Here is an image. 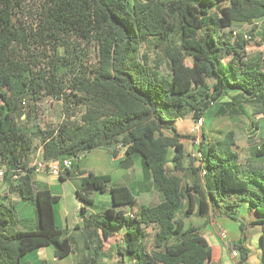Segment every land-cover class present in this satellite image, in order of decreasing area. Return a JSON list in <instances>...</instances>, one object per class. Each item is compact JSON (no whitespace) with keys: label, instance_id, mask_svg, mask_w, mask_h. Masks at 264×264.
I'll return each mask as SVG.
<instances>
[{"label":"trees","instance_id":"trees-1","mask_svg":"<svg viewBox=\"0 0 264 264\" xmlns=\"http://www.w3.org/2000/svg\"><path fill=\"white\" fill-rule=\"evenodd\" d=\"M27 1L0 0V171L36 205L39 223L22 229L16 205L0 201V264H22L28 252L53 244L56 257L74 252L75 238L56 222L59 196L34 178L37 149L39 161L72 159L85 205L95 204L88 187L112 197L102 213L81 208L88 253L80 264H103V240L119 230V264H210L208 239L185 222L197 202L201 216L217 208L234 217L247 201L259 215L252 224L261 228L264 256V141L244 160L234 130L216 140L204 133L194 159L177 126L205 118L230 92L234 113L245 112L242 101L264 116V59L250 55L240 29L252 33L264 21V0H41L34 22L26 19ZM91 47L95 66L85 65ZM44 94L63 99L64 117L53 127L26 110V97ZM102 146L114 156L120 148L140 154L162 199L140 204L129 186L111 185L110 174L80 168ZM187 170L191 184H183ZM233 248L238 264H249L243 243Z\"/></svg>","mask_w":264,"mask_h":264},{"label":"crops","instance_id":"crops-1","mask_svg":"<svg viewBox=\"0 0 264 264\" xmlns=\"http://www.w3.org/2000/svg\"><path fill=\"white\" fill-rule=\"evenodd\" d=\"M246 28V25H242L240 29ZM259 37H262L264 41V21H258L256 23V31ZM250 53V52H249ZM252 57H262L260 53L256 55L250 53ZM264 59V58H263ZM234 93L230 92L225 95L222 99L215 102L206 117V127L208 126V140L221 139L225 136L226 132L230 129L223 127L224 119L230 117L234 120V124L239 125L244 121L245 128L247 130L246 140H261L264 141V136L259 128L253 126V120H257L259 123L262 118V114H256L254 117L252 110L254 108L253 103H243L238 102V105L245 109V112L236 114L233 111L238 109V107H230V102L232 100V95ZM248 105L251 107L248 108ZM246 116H248L246 118ZM245 117V118H244ZM244 118V119H243ZM236 132V130L234 129ZM239 132H236L237 142H239ZM255 137L251 139V137ZM98 149V148H96ZM94 150V149H93ZM101 152L98 154L101 161H105L107 164L115 165L118 169L123 170L116 178L111 175V185L120 186L127 185L133 192L138 196L140 204H148L154 200V198L162 199V195L156 191L152 177L147 170L143 158L140 154L134 153L131 156L125 151V149L120 148L117 151V155L114 156L108 147H99ZM87 152L83 157H86ZM32 164L40 159V149L33 152L30 157ZM74 168H71V172H63L61 175H54L48 171H38L36 170L34 178L37 185L40 188H48L52 193L59 196V200L55 203V218L57 224L67 231V234L73 236L76 240L74 246V252L70 253L65 257L55 256L54 245L43 246L34 249L21 258L22 264H60L58 261L60 259L69 258L74 255L77 250V238H81L83 244V250L87 243L86 236L84 234V221L82 218L81 208L86 206L87 210L93 213H102L105 208L111 204L112 197L109 192H99L94 190L92 187H88L89 190L93 191L92 197L94 198V205H85V203L78 197L76 191L81 189L82 183L79 175L73 172ZM85 171H93L96 174H109L105 170L101 172L96 171V168H83ZM185 174L189 175V178H185ZM186 175V176H187ZM63 176V179H62ZM183 184L193 182V177L191 170H187L181 173ZM205 184L206 181L202 179ZM74 188V189H73ZM75 190L77 203H75L72 216L68 211L66 205V198L73 195ZM106 194V195H105ZM109 194V195H107ZM105 195L106 197H101ZM98 196V199H97ZM109 196V198H108ZM0 201H10L16 205L19 217L21 218L20 227L22 229H31L37 227L38 211L35 204L22 199L17 192L13 189V184L10 178H0ZM198 202L196 203L194 214L190 218H186V226H199L202 233L208 239L212 247V258L210 264H238L240 259V254L238 251L237 256L232 255V250L226 245L225 240L220 235V228H225L228 232V238L232 240L233 244L243 243V246L248 250V263L249 264H264L263 251L260 246L259 236L261 234V228L258 225H253L252 221L259 218L258 213L250 208L247 201H244L234 209L233 216H229L225 211L214 209L207 216H201L198 213ZM123 232V231H122ZM49 247H53L52 251H49ZM82 250V251H83ZM104 253V250H103ZM104 257V254H103ZM82 259V258H81ZM81 259L77 261L76 258L69 261L67 264H80ZM103 262V261H102ZM127 264H131L127 262Z\"/></svg>","mask_w":264,"mask_h":264},{"label":"rangeland","instance_id":"rangeland-1","mask_svg":"<svg viewBox=\"0 0 264 264\" xmlns=\"http://www.w3.org/2000/svg\"><path fill=\"white\" fill-rule=\"evenodd\" d=\"M40 3H41V0H28L27 1V7H26V19L27 20L32 21V22L38 20L37 12L39 11ZM255 31L250 33V27L244 28L242 30L244 34L246 33L248 34V36L245 37V39L248 40L249 52L252 53L253 55L254 54L256 55V53H260L264 58V41H261L263 40V38L259 37ZM161 56L163 55L161 54ZM97 64H98L97 49H95V47H91L89 51V57H88V60L85 61V65L95 66ZM188 64H191V61L189 59H188ZM163 66L166 67L165 63ZM64 70L65 69L62 67L60 71H64ZM15 86L17 89H19L18 87L21 86L20 82H15ZM69 92L70 91H67L66 93L69 94ZM63 97H66V95H64ZM25 99L27 101L26 110L33 109L38 123H40L41 126L44 128L56 126L64 117L65 109L63 107V99H60V100L55 99L51 97L50 95H46V94H44L42 99L36 102L31 100L29 97H26ZM23 105L25 106V104ZM250 107L251 106L248 105V108ZM251 112L253 116L255 117L256 114H254L253 111ZM247 117L248 116H246V118ZM204 119H205L204 127L202 131L198 134H194L191 130L195 120H193L190 117L177 120V126L179 127L180 131L183 134L188 136L187 138L184 139V143L186 144L188 148V153L191 154V158H194V159L195 157L193 154L197 151L200 143L203 141L204 133H206L208 137V126L206 127V117ZM259 124L261 126L260 127L261 134L264 136V116H262V118L260 119ZM222 125L226 129H230V130L235 129L236 132L238 130L240 134L238 144L240 146L241 154L244 160L247 159L248 157L254 156L252 155L253 150L255 149L254 147L258 146L259 144L256 142V140L255 141L246 140L245 137L247 134V130L245 128H242L245 126L244 121L240 125H239V121H238V124H234V120L232 118L226 117ZM100 152L101 150H99V148L94 149L90 151L86 155V157H82L81 160H79L77 163H79L80 168H96V171H99V172H101L102 170H105L107 173L112 174V176L116 178V176H118L123 170L118 169L115 165L107 164L105 163V161H101L98 155ZM259 166H262L264 168V164H259ZM186 175L187 174H185V178H189V175L187 176ZM105 195H102L101 197H106ZM68 196L69 197L66 198V205H67L68 211L70 212L72 216L73 208L75 206L74 204L77 203L75 190H74L73 195L70 196L69 194ZM97 199H98V196H97ZM109 200L111 199L109 198ZM122 231L123 230H119L115 233V235H113L109 239L103 240V250H104L103 264H119L120 263V255L118 254V249L120 246H123L124 244ZM77 244H78L77 245L78 248L76 250V253L74 255H71L69 258L60 259L58 263L67 264L69 261H72V259H75V258L78 261L79 258L81 259L83 258L84 255H87L88 251L86 249L83 250V244H82L81 238L80 239L77 238ZM48 249L49 251H52L53 247H49Z\"/></svg>","mask_w":264,"mask_h":264},{"label":"built area","instance_id":"built-area-1","mask_svg":"<svg viewBox=\"0 0 264 264\" xmlns=\"http://www.w3.org/2000/svg\"><path fill=\"white\" fill-rule=\"evenodd\" d=\"M234 34H237V31H234ZM248 34H244V37H247ZM205 119L203 117L197 119L194 121L193 126L191 128L192 132L194 134H198L202 131L204 127ZM195 158L200 159L201 158V152L199 149L193 154ZM33 166L36 167L38 171H48L54 175H61L63 172H66L72 168V159L69 157L55 160V161H49V162H43V161H35ZM0 176H3V171H0ZM18 175H14V178H17ZM220 235L225 240L226 245L232 250V255L237 256L238 250L233 248V242L231 239L228 238V232L225 228H220Z\"/></svg>","mask_w":264,"mask_h":264},{"label":"water","instance_id":"water-1","mask_svg":"<svg viewBox=\"0 0 264 264\" xmlns=\"http://www.w3.org/2000/svg\"><path fill=\"white\" fill-rule=\"evenodd\" d=\"M53 245H54V247H56V248L58 247L57 244H53Z\"/></svg>","mask_w":264,"mask_h":264}]
</instances>
